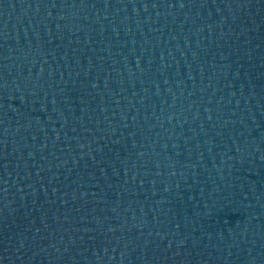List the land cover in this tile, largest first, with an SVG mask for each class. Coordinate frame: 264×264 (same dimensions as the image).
<instances>
[{
    "label": "water",
    "instance_id": "water-1",
    "mask_svg": "<svg viewBox=\"0 0 264 264\" xmlns=\"http://www.w3.org/2000/svg\"><path fill=\"white\" fill-rule=\"evenodd\" d=\"M0 264H264V0H0Z\"/></svg>",
    "mask_w": 264,
    "mask_h": 264
}]
</instances>
